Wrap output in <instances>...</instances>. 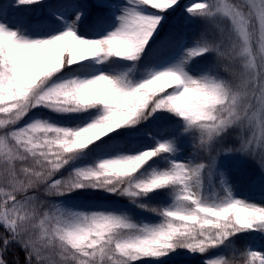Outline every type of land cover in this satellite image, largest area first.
Returning <instances> with one entry per match:
<instances>
[{
    "label": "snow or ice",
    "instance_id": "obj_1",
    "mask_svg": "<svg viewBox=\"0 0 264 264\" xmlns=\"http://www.w3.org/2000/svg\"><path fill=\"white\" fill-rule=\"evenodd\" d=\"M182 256L264 264V0H0V264Z\"/></svg>",
    "mask_w": 264,
    "mask_h": 264
},
{
    "label": "trees",
    "instance_id": "obj_2",
    "mask_svg": "<svg viewBox=\"0 0 264 264\" xmlns=\"http://www.w3.org/2000/svg\"><path fill=\"white\" fill-rule=\"evenodd\" d=\"M234 179L240 185L242 189H245V190L247 189V185L249 182V176L247 174V170H245L244 168L238 169L234 173ZM146 215L151 216V214H146ZM178 259L182 261V264H199V262L195 260V258H191V257L182 256Z\"/></svg>",
    "mask_w": 264,
    "mask_h": 264
}]
</instances>
